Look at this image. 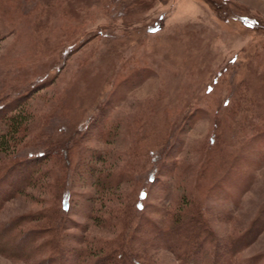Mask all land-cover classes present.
<instances>
[{"label":"rangeland","instance_id":"374dc122","mask_svg":"<svg viewBox=\"0 0 264 264\" xmlns=\"http://www.w3.org/2000/svg\"><path fill=\"white\" fill-rule=\"evenodd\" d=\"M0 15L14 23L0 39V135L11 131L2 116L22 111L71 149H55L61 165L52 160L51 173L42 158L36 175L23 183L15 169L0 188V224L24 216L38 230V213L69 194L61 257L42 238L26 259L0 251V264H77L81 250L98 254L122 232L144 264H177L170 248L146 240L144 221L164 225L194 201L221 241L250 232L236 264L264 256V146L248 142L264 131V0H0ZM29 127L0 151V173L41 149L27 143ZM164 147L158 168L138 152ZM212 155L233 160L229 178L221 180L230 164L215 173ZM119 169L133 178L97 194V173ZM140 184L149 186L143 211L134 205Z\"/></svg>","mask_w":264,"mask_h":264},{"label":"trees","instance_id":"16d2710c","mask_svg":"<svg viewBox=\"0 0 264 264\" xmlns=\"http://www.w3.org/2000/svg\"><path fill=\"white\" fill-rule=\"evenodd\" d=\"M13 27L14 23L12 20H8V18L6 19V16L4 17L0 15V39L11 33L14 30ZM21 113L22 111H19L18 113H15L14 115L8 117L5 114L2 116L3 120H6V123L9 124V130H11L9 131V133H11L0 135V151H9L14 146L12 142H19L21 140H18L19 138L15 139V137L17 135H20L26 127H29L31 125V121L25 122V120L23 119L24 116ZM36 125L32 127L30 126L33 131L31 135H27V137L29 136L27 143H33L35 145V142H37L38 147H41V149L38 150V152L31 153V158L27 157L19 159L18 162L11 165V168L9 170L7 169L0 173V188L3 186H9L11 185V183H13V181H15L12 174L15 169L24 172V174L22 175V181L25 177L28 178L30 174L36 175L38 164L37 161L42 158H47V166H49L50 169H47V171H50L51 173L50 165L52 163V160L61 165V163L58 162L57 158H53V156H56V148L61 149V151L64 153V157L70 156L71 149L68 138L60 139L54 137L53 135L45 134V132L41 128H39V130H36ZM30 127L28 128V130L30 129ZM138 128L140 127H137V129ZM104 130L105 129H103V131ZM137 132L138 131H136V133ZM255 132L257 131H253L249 135L247 133L249 139L248 142H254L256 140L263 143L264 146V131H261L254 137H251ZM38 139L40 141H38ZM211 140V143L213 145H216L215 138H212ZM162 141L160 143L163 144ZM224 142L226 143V141ZM164 150L165 147L159 154L156 152H151L150 149H139L138 152H146L148 155H150L149 157H146V160L152 161L155 164L156 162H158L156 166L158 168L159 163L162 164L163 160L164 162L167 161L163 155ZM215 152H218L217 149L213 150V154ZM135 159L136 158H134L133 160ZM214 161L215 156L212 155L210 163L213 164ZM232 161H217L213 164V167H215L216 169L218 168L217 171H215V173L218 174H223L225 167L230 164L228 170L221 176V180L224 178H229L231 176L230 170H232V168L230 169V167L232 166ZM14 166L16 167L13 169ZM157 168L152 169L146 178V180H149L151 184L155 182L154 174L157 173V170H159ZM93 172L94 170L92 171V173ZM42 173L44 174L45 171L43 170ZM94 178V183L97 187V190H99L97 194H100L101 197H105L111 194L110 190L120 185L125 179L128 180L132 179L133 177L127 172V170L119 169L117 171H107L101 174L97 173L96 177ZM25 180L23 181V183L25 182ZM219 183L220 182L214 185L219 186ZM160 184L163 185L162 182ZM148 188V185L143 186L140 184L138 186L137 200L136 202L134 201V205L140 211L145 210L144 201L145 199H147V196L149 194ZM4 191L5 189H0V192ZM13 191L14 190H11V195H9L10 193L8 194L9 197L13 196ZM70 199L71 197L69 196V194H63L59 202L57 201V205H55L53 209L47 208L44 211L38 213L39 218L42 221L39 224L42 228L40 230L34 228V226L29 228L27 227V225H24V221L22 220L24 219V216L21 217V219L16 218L10 220L9 222L1 223L0 251H7L10 256L15 258L22 257V259H26L33 254H37V249H39V246H35L34 244L43 238L45 240L43 247H49L51 250L50 257L52 259H59L61 257V251L63 253L65 249L59 239H57L58 237L63 235L61 214L65 213V211H69L71 207ZM4 201H0V209ZM203 208L204 207L201 206V204H198L196 201H194L191 204L185 205L182 209L171 213L169 221H167L164 225L159 224L151 217L150 214H147L148 217L145 218L146 220L144 222H146L148 227H150V230L147 233L148 238H146V240L150 239V241H153L155 238L154 241L157 242H153V244H161L166 248H170L179 257V261L177 262V264H236L235 260L237 259V248L243 246V240L246 235L250 234V232L246 231L244 233V236L241 235L238 239L230 236L228 241H221L215 230L211 228L210 222L206 217ZM259 215L262 216L264 215V213L262 212ZM141 231L142 230L139 226L134 232L136 235H138L142 233ZM122 233L119 235L121 237L120 239L113 240L110 245L108 244L106 247H102L101 252L98 254L90 252L87 249L81 250L79 252L77 264H144L143 261L139 259L138 255L135 254L136 242H130L124 239ZM230 239H232L233 241L231 242ZM10 243H12V246L7 248ZM28 244H32L33 246L31 245L32 248L30 249V252L26 253L24 251V248H26ZM228 245L230 246L228 247ZM253 259H255L253 262L254 264H264V256L252 258L251 260ZM37 264H44V261H38Z\"/></svg>","mask_w":264,"mask_h":264}]
</instances>
